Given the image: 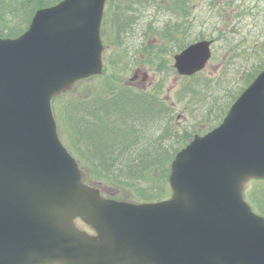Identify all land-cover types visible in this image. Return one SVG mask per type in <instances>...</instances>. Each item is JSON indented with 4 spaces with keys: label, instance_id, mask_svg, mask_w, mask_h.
<instances>
[{
    "label": "water",
    "instance_id": "water-1",
    "mask_svg": "<svg viewBox=\"0 0 264 264\" xmlns=\"http://www.w3.org/2000/svg\"><path fill=\"white\" fill-rule=\"evenodd\" d=\"M105 2L62 0L0 38V264H264V217L243 197L264 179V70L175 155L168 199L103 197L62 144L51 101L103 73ZM211 45L175 54L177 74L202 71Z\"/></svg>",
    "mask_w": 264,
    "mask_h": 264
},
{
    "label": "trees",
    "instance_id": "trees-1",
    "mask_svg": "<svg viewBox=\"0 0 264 264\" xmlns=\"http://www.w3.org/2000/svg\"><path fill=\"white\" fill-rule=\"evenodd\" d=\"M60 1L0 0V37L20 36L27 30L35 11ZM138 5L151 9L135 16L142 21H148L145 19L148 16L150 20L146 29H142V40L137 46L139 60L129 56L130 63L138 64L143 58L158 71L159 80L147 88L122 84L119 80L127 67L114 66L109 59L107 68L113 73H104L106 80L102 85L92 84L94 78H90L93 80L88 96L66 101L62 96L56 99H60L58 113L68 138L67 148L87 172L89 183L95 187L109 185L128 195L129 199L121 200L156 202L171 194L168 176L175 154L194 134H203L218 125L240 93L264 69V39L240 48L230 33H219L213 40L225 39L228 56L231 52V58L240 57L244 63L238 66L243 72L239 86L228 90L223 102L217 99L208 104L205 101L208 93L204 98L199 96L198 91H205L207 86L199 79V73L183 78L188 82L177 94V105L171 106L162 95L168 77L174 74L169 65L171 57L190 44L187 39L194 26L193 0H107L104 15L115 21V42L119 45L116 57L121 59L128 54L122 36L138 21L134 16ZM160 9L165 13L163 17L158 15ZM154 38V42L145 43ZM189 105L192 107L186 111L185 106ZM177 108L180 115L176 114ZM189 113L193 120L191 129L180 130L175 115L182 118ZM257 182L261 186L249 188L246 198L264 216V180Z\"/></svg>",
    "mask_w": 264,
    "mask_h": 264
},
{
    "label": "rangeland",
    "instance_id": "rangeland-1",
    "mask_svg": "<svg viewBox=\"0 0 264 264\" xmlns=\"http://www.w3.org/2000/svg\"><path fill=\"white\" fill-rule=\"evenodd\" d=\"M136 7L138 12L134 14V16L147 12L151 9V7L144 9L142 5H138ZM125 14H127V12ZM158 15L159 17H163L165 13L162 9H160ZM135 17L138 19L136 24H133L132 27L128 29L126 34L122 36V40H124L126 44V47L124 48L128 54L127 57H123L121 59L116 57V52L119 51V45L115 42L117 40L115 36V21L111 16L104 15L101 25V38L104 44L102 57L106 67V75L109 73L111 75L113 73V71L107 68L108 61L111 59L113 60L112 62L114 66H120L122 64L127 67V69L122 73V77L120 76V83L126 84L135 82L133 84L135 87L147 88L153 86L159 80L160 75L158 71L152 68L153 66H149L143 58L138 64L132 65L130 63L132 60L129 59V56H132L134 61L139 60V57H137L139 54L137 46L142 40V29H146V23L150 20L148 16L145 17L146 20L149 19L148 21H142L139 17ZM192 17H194V26L190 31V36H188L189 38L187 39L190 43L197 41L196 38L201 36H204L205 39H214L221 32L230 33V36H234L236 38V42H239L237 45L240 48L249 46L252 41L257 39H264V0H193ZM154 41L155 38L151 41L145 40V43L148 45L150 42ZM212 50V59L199 77L201 81L204 80L207 83L205 91H198L199 96L204 98L208 93L209 96L205 100L208 104H211L217 99L219 100V103L223 102L222 97L228 92V90H235L239 86L243 72L238 69V66L240 64H244L240 57L231 58L233 56L231 52L228 56V43L225 39H220L218 41L215 40ZM129 52L131 54H129ZM166 57L169 63V56L166 55ZM169 65H171V67L173 65V56L170 59ZM134 71H138L137 78L130 81L131 76L134 77ZM143 73L147 75V79L145 81L141 79ZM93 78V83V79L89 80L90 78L87 79L89 81L84 80L79 82L70 92L62 95V100L66 101L72 97L79 98L88 96L90 94L89 86L91 83L94 85H102L106 80L105 74L95 76ZM115 80H117V78H115ZM187 82L188 81L183 80V78H180L175 71L173 75L168 77L162 97L167 99L169 105L174 106L175 101L177 100L178 92L183 89ZM239 89L240 88H238L237 91ZM60 99L53 101L52 108L58 126L60 139L67 147L68 138L65 134L63 126L61 125V117L58 113V104ZM191 107L192 105H189V107L185 106L186 111H189ZM176 114H181L178 108ZM175 121L178 122L180 130H189L193 124L191 113L182 118L175 115ZM260 186L261 183L251 181L246 186V193L249 188H258ZM99 187L102 189V194L106 197L119 200L129 199L127 194L119 192L112 186L100 184ZM76 225L81 229L89 231V229L80 222H76Z\"/></svg>",
    "mask_w": 264,
    "mask_h": 264
}]
</instances>
